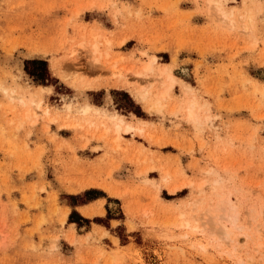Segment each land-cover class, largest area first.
<instances>
[{"label": "rangeland", "instance_id": "rangeland-1", "mask_svg": "<svg viewBox=\"0 0 264 264\" xmlns=\"http://www.w3.org/2000/svg\"><path fill=\"white\" fill-rule=\"evenodd\" d=\"M0 264H264V0H0Z\"/></svg>", "mask_w": 264, "mask_h": 264}, {"label": "bare ground", "instance_id": "bare-ground-1", "mask_svg": "<svg viewBox=\"0 0 264 264\" xmlns=\"http://www.w3.org/2000/svg\"><path fill=\"white\" fill-rule=\"evenodd\" d=\"M249 1V0H248ZM246 10V9H245ZM248 20V19H247ZM248 25V22L247 24ZM95 51L97 50V48L95 47L94 49ZM153 69V61H150L147 65H145L141 71H138V74H141V75H144L146 73V71H151ZM112 72L114 74H116L115 76H117V74L121 75L122 71L119 69L118 71H116V68L115 66L112 67ZM112 73V74H113ZM160 74L162 75V77H159V85L161 87H164V91L160 94V96H164L171 88H173L174 86V83L177 81V79L173 76V75H170L169 71H168V67L166 66L161 72ZM110 79V78H109ZM46 87V86H45ZM186 86H184L185 88ZM187 89V88H186ZM190 88H188L189 90ZM187 90V91H188ZM145 93V92H144ZM187 93V92H186ZM190 93V92H189ZM22 99V97H19ZM34 105H36L37 108H42V103L41 101H36L34 100ZM161 103L160 101L157 103V105L159 106ZM186 105V104H185ZM199 105H198V100L193 97L191 99H189L188 103H187V108H186V114H187V117L190 118V119H197L198 118V108ZM181 109V108H180ZM201 109V108H200ZM91 110H93V108L91 106H86L84 108V112H90ZM199 120V119H198ZM196 122V121H195ZM141 123L139 121H137L136 123L134 122H127L125 121L122 117H118L117 118V122H116V131L117 132H120L122 129L125 130L126 132H129V131H138L139 133H143V128L140 126ZM66 212V210H65ZM103 213V212H101ZM228 218L230 217L227 216ZM226 217V218H227ZM235 219V218H234ZM188 222H186L185 224H187ZM194 228V231L192 229L191 232H198L197 230V227H193ZM221 231L223 233H226L225 236H227V238H229V233L226 232V229H227V225H225L224 223H221V227H220Z\"/></svg>", "mask_w": 264, "mask_h": 264}, {"label": "crops", "instance_id": "crops-1", "mask_svg": "<svg viewBox=\"0 0 264 264\" xmlns=\"http://www.w3.org/2000/svg\"><path fill=\"white\" fill-rule=\"evenodd\" d=\"M172 59V58H171ZM98 198H102V197H96L95 199H98ZM94 200V199H93ZM87 202H89V201H85V202H83V201H81V202H78V203H76V204H74L73 205V209L77 212V213H79L78 212V207L79 206H82V205H85ZM80 214V213H79ZM81 215V214H80ZM95 215H98V214H95ZM84 217V216H83ZM86 218V217H85ZM94 224H96V223H94ZM97 225V224H96ZM98 226V225H97Z\"/></svg>", "mask_w": 264, "mask_h": 264}, {"label": "trees", "instance_id": "trees-1", "mask_svg": "<svg viewBox=\"0 0 264 264\" xmlns=\"http://www.w3.org/2000/svg\"><path fill=\"white\" fill-rule=\"evenodd\" d=\"M34 74V73H33ZM38 76V78L40 79V78H42L43 76L41 75V74H37Z\"/></svg>", "mask_w": 264, "mask_h": 264}]
</instances>
